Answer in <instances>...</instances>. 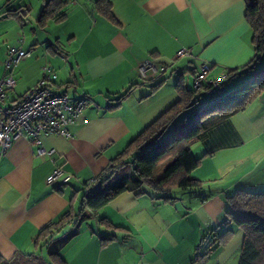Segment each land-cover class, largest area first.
Here are the masks:
<instances>
[{"label":"crops","instance_id":"crops-1","mask_svg":"<svg viewBox=\"0 0 264 264\" xmlns=\"http://www.w3.org/2000/svg\"><path fill=\"white\" fill-rule=\"evenodd\" d=\"M107 1L114 21L99 11L96 0H63L55 13L62 19L41 23L47 0H0V77L8 46L23 35V48L31 51L12 70L15 85L7 102L32 87L45 65L57 73L56 91L92 100L83 112L86 122L68 127L71 137H42L46 155L40 156L24 136L14 137L0 152L4 260L20 254L36 258L39 246L47 247L34 244L40 228L65 213L78 214L83 192L97 182L109 160L177 99L175 85L181 78L193 88L197 65L191 59L179 58L164 73L147 70L144 76L142 62L167 64L186 47L210 64L208 79L225 75V83L228 71L254 56L243 0ZM21 5L29 8L23 21L5 11ZM204 120L207 128L191 146L202 159L190 173L202 186L175 188L171 201L146 186L143 194L126 191L97 211L85 209V219L76 225L74 217L56 233L70 235L55 245L65 264H238L244 232L224 224L226 198L239 189L264 193V90L231 116L213 113ZM56 166L72 175L67 183H46ZM225 229L232 231L226 242L205 260H196V247L203 253Z\"/></svg>","mask_w":264,"mask_h":264},{"label":"trees","instance_id":"trees-1","mask_svg":"<svg viewBox=\"0 0 264 264\" xmlns=\"http://www.w3.org/2000/svg\"><path fill=\"white\" fill-rule=\"evenodd\" d=\"M245 20L252 30L254 56L240 69L228 71L227 81L222 83L210 102L203 89H195L184 84L181 78L175 85L177 99L147 124L125 147L109 160L107 166L96 176L101 187L96 191L83 192L78 214L65 213L58 221H52L40 228L34 244H49L65 223L77 218L76 225L88 215L85 209L97 211L123 192L140 195L146 186L166 201H171L173 189L200 188L202 182L191 177L202 157H196L191 146L196 143L207 128V115L213 113L217 118H227L243 109L256 92L264 90V0H243ZM63 0H47L38 21L49 18L61 20V14H55ZM97 7L105 16L113 20L110 3L96 0ZM19 21L28 15L29 8L24 5L5 10ZM247 74L240 83L226 89L227 82L238 75ZM157 85H154L155 89ZM129 90L118 95V101L124 99ZM207 101L202 103L203 92ZM228 210L225 225L234 224L244 232L238 264H264V193L236 190L226 198ZM230 229L215 235V239L200 254L196 247V260H205L216 248L223 245L231 234ZM70 236V235H69ZM63 238V241L68 239ZM111 238H102L107 241ZM61 243V242H60ZM59 243V244H60ZM61 243V244H62ZM65 243V242H64ZM44 244V243H43ZM59 245V247L61 246ZM48 249V264H65L59 253ZM0 264H40L24 254L11 260L0 257Z\"/></svg>","mask_w":264,"mask_h":264},{"label":"built area","instance_id":"built-area-1","mask_svg":"<svg viewBox=\"0 0 264 264\" xmlns=\"http://www.w3.org/2000/svg\"><path fill=\"white\" fill-rule=\"evenodd\" d=\"M24 36H20L15 44L6 48L3 59V75L0 77V152L3 153L16 136H24L38 147V154L44 156L48 150L44 147L42 137L46 135H61L71 137L68 127L79 121L86 122L84 110L92 104L87 95L71 97L66 93L56 91L52 87L57 73L51 66L45 65L41 70V78L30 87L17 101L8 103V92L14 88L15 78L12 70L21 61L31 56V51L23 48ZM179 58H189L197 65L193 88L203 89L209 101L215 99V94L225 79V75L208 79L210 64L199 61L192 52L180 48L175 57L167 64L155 65L151 60L142 62L139 66L142 76L147 70L155 74L164 73ZM71 174L65 173L61 166H56L45 181L47 184L67 183Z\"/></svg>","mask_w":264,"mask_h":264},{"label":"rangeland","instance_id":"rangeland-1","mask_svg":"<svg viewBox=\"0 0 264 264\" xmlns=\"http://www.w3.org/2000/svg\"><path fill=\"white\" fill-rule=\"evenodd\" d=\"M167 77H169V74L167 75ZM239 83H240V81H237V82H230L229 81L226 83V87L229 89V88H232V87L238 85ZM116 99L118 100V96L116 97ZM206 101H207V97L205 94H203L201 97V102L204 103ZM62 238H63L62 233L56 234L54 236V241H52L50 244H48V248L47 247L45 248V246H44V248L42 249L43 244L41 246H39L38 256H36V258L32 257V260H34L35 262L40 263V264H48V258H47V251L46 250H48V249L50 251L54 250L56 247L55 245L59 244L60 242L63 241Z\"/></svg>","mask_w":264,"mask_h":264},{"label":"water","instance_id":"water-1","mask_svg":"<svg viewBox=\"0 0 264 264\" xmlns=\"http://www.w3.org/2000/svg\"><path fill=\"white\" fill-rule=\"evenodd\" d=\"M101 187V183L100 182H95L92 186H91V188H90V191H96L97 189H99ZM76 219H74V221H75Z\"/></svg>","mask_w":264,"mask_h":264}]
</instances>
